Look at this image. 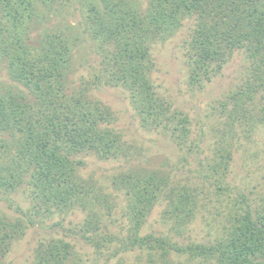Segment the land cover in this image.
Returning <instances> with one entry per match:
<instances>
[{
	"label": "trees",
	"instance_id": "1",
	"mask_svg": "<svg viewBox=\"0 0 264 264\" xmlns=\"http://www.w3.org/2000/svg\"><path fill=\"white\" fill-rule=\"evenodd\" d=\"M70 3L0 0V200L21 193L29 203L24 211L16 205L13 219L0 211V264L27 228L79 210L84 219L75 226L76 233L99 256L117 240L122 251H145L144 264H168L171 251L215 264H264V202L253 208L240 195L242 206L230 213L229 225L215 244L182 249L166 238L141 235L165 184L162 176L148 171L119 178L127 228L126 236L118 239L107 233L98 211L106 199L79 175L85 166L81 156L100 160L130 156L112 127L115 117L110 108L87 98L89 86L122 88L142 128L162 127L186 138V118L171 110L150 78L151 46L174 36L184 21H192L185 43L190 82L209 81L236 51L244 54L247 74L231 99L242 111H234V116L247 115L246 103L264 90V0H83L78 27L99 44L100 60L98 73L82 79L76 89L70 79L76 71L71 45L75 38L55 25L47 28L46 22L58 5ZM222 159L212 168L217 174ZM186 192L168 197L172 204L164 215L175 224L193 215L195 196ZM74 254L70 242L52 238L38 243L31 264H73Z\"/></svg>",
	"mask_w": 264,
	"mask_h": 264
},
{
	"label": "rangeland",
	"instance_id": "2",
	"mask_svg": "<svg viewBox=\"0 0 264 264\" xmlns=\"http://www.w3.org/2000/svg\"><path fill=\"white\" fill-rule=\"evenodd\" d=\"M82 4L83 0H71L63 7L56 4L58 8L46 21L47 28L55 25L68 37L75 38L71 43L76 69L70 76L73 89L82 85V79L88 80L98 73L100 60L99 44L89 34L83 35L78 27L82 21ZM191 27L192 21H184L174 36L151 46L154 64L151 81L156 92L170 102L171 110L181 114L180 118H186L183 124L188 130L185 139L162 127L142 128L128 93L122 88L103 84L89 86L87 98L110 108L115 117L112 127L129 148L127 159L100 160L93 155L81 156L85 166L79 171L80 177L106 199L98 211L107 233L118 239L126 236L127 228L125 191L118 184L121 176L153 171L157 177H163L165 184L159 189L157 200L141 227V235L166 238L182 249L189 245L215 244L229 225L230 213L242 206L240 195L246 196L253 208L264 202V90L246 103L247 115L234 116V111L241 114L242 111L231 97L244 82L249 65L239 51L209 81L190 82L185 43ZM221 156L217 174L212 168L217 167ZM184 190L195 196V209L189 220L175 224L164 211L171 208L168 197L172 195L174 199L175 193ZM24 197L21 193L4 197L0 200L1 213L13 219L17 216L13 210L16 205L22 211L29 206ZM83 219L84 214L79 210L36 223L12 243L2 264H31L38 243L52 238L63 239L74 246L73 264L146 263L145 251L136 248L122 251L123 246L117 240L108 252L97 255L76 233L78 227L75 226H80ZM160 258L157 251L154 260ZM167 262L215 264L192 258L187 252L172 251Z\"/></svg>",
	"mask_w": 264,
	"mask_h": 264
}]
</instances>
